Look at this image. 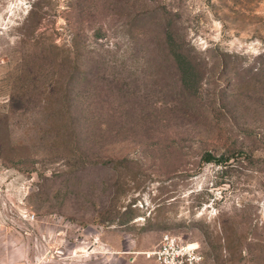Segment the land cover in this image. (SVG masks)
<instances>
[{
  "label": "rangeland",
  "instance_id": "obj_1",
  "mask_svg": "<svg viewBox=\"0 0 264 264\" xmlns=\"http://www.w3.org/2000/svg\"><path fill=\"white\" fill-rule=\"evenodd\" d=\"M167 233L264 264V0H0V264Z\"/></svg>",
  "mask_w": 264,
  "mask_h": 264
},
{
  "label": "built area",
  "instance_id": "obj_2",
  "mask_svg": "<svg viewBox=\"0 0 264 264\" xmlns=\"http://www.w3.org/2000/svg\"><path fill=\"white\" fill-rule=\"evenodd\" d=\"M144 255L158 264H202L203 261L195 248L169 233L163 236L156 248L145 251Z\"/></svg>",
  "mask_w": 264,
  "mask_h": 264
},
{
  "label": "trees",
  "instance_id": "obj_3",
  "mask_svg": "<svg viewBox=\"0 0 264 264\" xmlns=\"http://www.w3.org/2000/svg\"><path fill=\"white\" fill-rule=\"evenodd\" d=\"M177 60H179V62L181 63V60H180V55L177 54ZM184 70V74L186 75L188 73V68L186 66H184V64L182 65ZM204 161L209 163V162H216L220 165H226V161L227 159H223V158H220V157H215L214 155H212L211 153H207L205 154L204 156Z\"/></svg>",
  "mask_w": 264,
  "mask_h": 264
}]
</instances>
